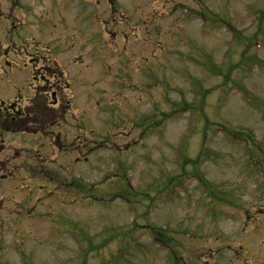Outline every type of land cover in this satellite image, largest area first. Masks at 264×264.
<instances>
[{
	"label": "rangeland",
	"instance_id": "obj_1",
	"mask_svg": "<svg viewBox=\"0 0 264 264\" xmlns=\"http://www.w3.org/2000/svg\"><path fill=\"white\" fill-rule=\"evenodd\" d=\"M116 1L117 15L114 14L115 25L111 26L106 14L109 10L102 9H109L105 0H0L1 95L13 99L15 89L28 92L31 75L37 69L33 56L45 58L39 65L53 67L59 62L62 77L57 81L64 86L61 92L65 102L68 107L76 106L73 111L81 113L83 121L76 133L70 124L63 129L68 138L76 136L81 143L82 157L72 158V153L57 148L55 153H63V176L73 181L81 172L88 183L112 186L109 199L87 200L83 194V199L70 202L72 194L64 195L52 181L24 169V153L33 136L15 133L9 137L10 133L0 127V189L6 183L31 182L28 189L32 190V202L47 189L53 190V195L61 194L52 199L49 209L42 208L40 202L28 216L30 224H20L6 206H1L0 231L9 230L13 236L0 264H26L22 253L29 264H264V153L250 140L232 145L214 131L215 141L201 157L196 171L216 188L214 197L210 188L194 178L178 190L177 179L171 188L162 189L168 178L182 170L176 162L174 168L167 169L171 160L165 153L174 147V159L180 158L188 170L194 152L200 151L207 115L211 122H228L227 132L231 133L233 125L241 121L240 128L251 132L257 144L264 146V0ZM204 8L223 20L214 18L217 20L207 22L193 13ZM24 11L32 15L27 21L18 16ZM70 15L78 20H70ZM204 15L210 17L206 11ZM133 16L144 25L136 32L139 40L119 38L116 49L104 46L84 54V45L98 46L88 30L81 38L62 34L61 40L66 42L62 45L52 39L59 27L89 28L85 19L91 17L102 33L110 28L106 30L110 33L104 32L103 41L116 45L112 30L125 31L120 23L130 24ZM122 45H127L131 67L124 64ZM158 45V59L152 61L150 55ZM77 56L83 58L84 64L72 61ZM59 70L53 67V71ZM45 76L52 78L49 71ZM224 83L234 95L228 97L226 90H213ZM236 84L250 91L238 93L234 91ZM203 90L211 95L204 106ZM174 103L195 104L199 108H188L183 115L172 111L168 120L158 114V134L149 129L141 135L136 125L148 129L154 126L155 119L154 113L150 119L142 116L156 106L171 111V107L177 108ZM225 103L229 105L227 109ZM90 104L94 109L91 121L84 113V109L92 110L86 107ZM245 108L248 112L231 115L234 109ZM139 136H144L139 144L131 141V137ZM48 145L49 153H53V147ZM218 148L226 152L215 161L224 175L214 165L205 173L204 163L210 153L217 154ZM36 152L42 154L40 148ZM32 154L26 152L30 157ZM114 162L118 164L113 168ZM224 162L228 164L225 168ZM37 163L33 161L34 165ZM43 184L46 188L42 189ZM68 189L72 190L70 186ZM9 190L10 185L3 186L4 196ZM21 191L28 194L25 189ZM93 191L98 193L97 188ZM158 191L163 194L151 208L152 213L130 222L129 216L137 215L135 210L144 213ZM117 194H126V202L113 197ZM21 197L19 193L14 199L23 203ZM144 222L168 232L173 241L166 244L150 228H134Z\"/></svg>",
	"mask_w": 264,
	"mask_h": 264
},
{
	"label": "flooded vegetation",
	"instance_id": "obj_2",
	"mask_svg": "<svg viewBox=\"0 0 264 264\" xmlns=\"http://www.w3.org/2000/svg\"><path fill=\"white\" fill-rule=\"evenodd\" d=\"M53 96L54 102H57L56 94L53 93ZM58 104L60 103L58 102ZM50 112L51 105L49 103L48 93H44V95H36L31 98L30 103L20 110L16 109L15 114L20 115V117L29 115L33 118L34 125L38 128H45L48 124L47 120L49 119Z\"/></svg>",
	"mask_w": 264,
	"mask_h": 264
}]
</instances>
